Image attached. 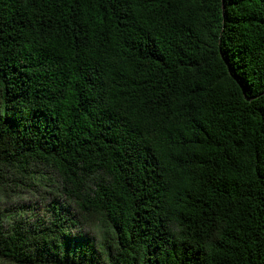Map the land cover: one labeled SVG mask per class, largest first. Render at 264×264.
<instances>
[{
	"label": "trees",
	"instance_id": "16d2710c",
	"mask_svg": "<svg viewBox=\"0 0 264 264\" xmlns=\"http://www.w3.org/2000/svg\"><path fill=\"white\" fill-rule=\"evenodd\" d=\"M34 165L2 261L264 264V0H0V183Z\"/></svg>",
	"mask_w": 264,
	"mask_h": 264
},
{
	"label": "rangeland",
	"instance_id": "374dc122",
	"mask_svg": "<svg viewBox=\"0 0 264 264\" xmlns=\"http://www.w3.org/2000/svg\"><path fill=\"white\" fill-rule=\"evenodd\" d=\"M31 169L32 176L22 179V183L16 186L13 183H0V216L5 225L11 224L21 216L25 220L35 221L46 215L45 208L53 199L52 195L47 193L56 187L54 184L58 182L57 177L42 165H34ZM56 196L60 202H64L61 192L57 191ZM0 264L9 263L0 260Z\"/></svg>",
	"mask_w": 264,
	"mask_h": 264
}]
</instances>
